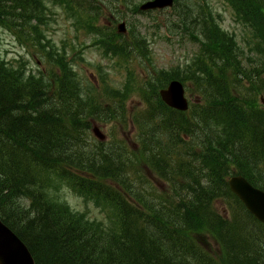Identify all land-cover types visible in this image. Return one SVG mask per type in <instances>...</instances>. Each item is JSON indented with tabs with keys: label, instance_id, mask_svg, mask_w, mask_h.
I'll list each match as a JSON object with an SVG mask.
<instances>
[{
	"label": "trees",
	"instance_id": "1",
	"mask_svg": "<svg viewBox=\"0 0 264 264\" xmlns=\"http://www.w3.org/2000/svg\"><path fill=\"white\" fill-rule=\"evenodd\" d=\"M227 1L251 29V57L244 64L235 40L218 26L203 29V21L198 42L216 50H202L184 73L158 76L152 98L131 118L137 152L90 142L91 122L113 118L62 58H54L57 71L35 75L0 57V220L34 264H264V225L227 187L240 175L264 192V0ZM108 5L0 0V28L35 33L53 7L80 18ZM129 34L128 44L121 35L103 46L116 55L141 52L142 37ZM172 79L196 87L199 100L187 112L159 99ZM61 184L102 211V221L61 201Z\"/></svg>",
	"mask_w": 264,
	"mask_h": 264
},
{
	"label": "rangeland",
	"instance_id": "2",
	"mask_svg": "<svg viewBox=\"0 0 264 264\" xmlns=\"http://www.w3.org/2000/svg\"><path fill=\"white\" fill-rule=\"evenodd\" d=\"M146 1L128 0L125 4L122 0H106L109 5L101 15L97 16L95 12L90 17L81 14L80 18L75 13L53 7L47 15V23L35 33L12 34L0 28V57L13 67H24L26 73L35 75L57 71L54 58H62L72 75L81 82V88L91 85L102 96L106 119L107 115L113 118L109 123L91 122L87 132L90 142L96 140L92 127L97 126L109 146H122L137 152L139 140L131 118L136 110L145 108L147 98H152L156 91L153 83L158 76L164 78L177 71L184 73V67L190 65L193 58L201 56L202 50L211 53L216 50L212 44L209 47L208 41L198 42L203 21L208 20L203 29L212 30L218 26L235 40L236 49L243 51L242 62L252 55L248 44L251 29L248 24L242 26L241 18L227 0H174L176 3L173 1L170 9L141 14L137 9ZM120 24L124 29L121 34L117 33ZM132 28L142 37L141 52H128L127 48H122L121 54L116 55L111 51L113 49L107 50L103 46L114 39L120 42V36L116 35H122L124 44H128L132 39L129 34ZM182 78L187 79V76ZM182 83L189 103L199 100L196 87L189 81ZM124 115L125 119H122ZM57 196L90 220L102 221L104 218L102 211L93 203L85 204L67 184L60 185Z\"/></svg>",
	"mask_w": 264,
	"mask_h": 264
},
{
	"label": "water",
	"instance_id": "3",
	"mask_svg": "<svg viewBox=\"0 0 264 264\" xmlns=\"http://www.w3.org/2000/svg\"><path fill=\"white\" fill-rule=\"evenodd\" d=\"M173 0H153L143 3L140 11L154 9H166L171 7ZM119 33L124 32L123 24L117 29ZM161 100L170 108L178 111L187 109V100L184 98V89L177 81H171L166 89L159 92ZM264 110V96L260 98ZM94 135L100 140L103 136L97 128L93 129ZM228 188L243 203L247 211L260 223L264 225V193L252 188L248 182L240 176L231 177L228 180ZM0 264H34L31 254L18 237L0 221Z\"/></svg>",
	"mask_w": 264,
	"mask_h": 264
}]
</instances>
